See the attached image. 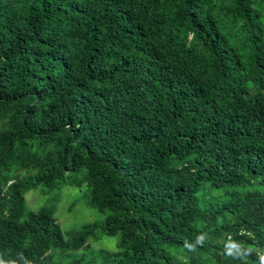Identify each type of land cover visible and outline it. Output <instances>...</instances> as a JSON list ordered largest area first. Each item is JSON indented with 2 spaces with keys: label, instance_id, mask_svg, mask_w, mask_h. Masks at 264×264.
I'll return each mask as SVG.
<instances>
[{
  "label": "trees",
  "instance_id": "16d2710c",
  "mask_svg": "<svg viewBox=\"0 0 264 264\" xmlns=\"http://www.w3.org/2000/svg\"><path fill=\"white\" fill-rule=\"evenodd\" d=\"M0 264H264V0H0Z\"/></svg>",
  "mask_w": 264,
  "mask_h": 264
},
{
  "label": "rangeland",
  "instance_id": "374dc122",
  "mask_svg": "<svg viewBox=\"0 0 264 264\" xmlns=\"http://www.w3.org/2000/svg\"><path fill=\"white\" fill-rule=\"evenodd\" d=\"M25 201L27 208L32 211L41 207H54V217L64 233L77 231L86 224L102 222L104 219V215L86 205L84 192L73 186L61 185L53 191L41 188L31 190L25 194ZM117 243L116 237L100 233L97 234V240L89 241L93 250L114 251Z\"/></svg>",
  "mask_w": 264,
  "mask_h": 264
}]
</instances>
